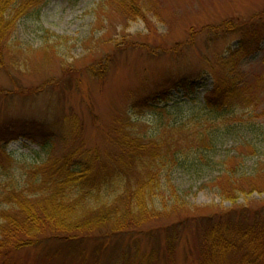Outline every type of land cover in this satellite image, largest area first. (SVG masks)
<instances>
[{
    "label": "rangeland",
    "instance_id": "1",
    "mask_svg": "<svg viewBox=\"0 0 264 264\" xmlns=\"http://www.w3.org/2000/svg\"><path fill=\"white\" fill-rule=\"evenodd\" d=\"M138 1L143 14L134 20L125 19L107 0H49L19 19L7 40L4 66H0V93L10 92L0 96V119L27 117L64 124L72 131L70 143H82L89 154H99L96 166L117 165L113 177L121 181L106 186L117 199L131 170L136 171L133 156L144 153L124 149L126 125L145 138L167 139L184 147L200 132L198 121H205L194 117L199 109L194 104L202 100L215 77L228 73L245 88L250 104L240 112L242 122L227 120L228 130L221 119L215 123L219 128L211 124L222 129L213 161L225 157L234 164L236 158L230 156L239 152L246 167L254 165L264 151V0ZM225 22L241 29L227 33L222 27ZM243 45L253 50L246 51ZM99 63L106 65L101 79L89 73ZM184 77L194 82L192 91L174 86ZM153 90L166 91L167 103L143 110L131 108V102ZM30 92L39 93L28 96ZM61 154L57 146L41 149L23 136L7 143L5 151H0V208L16 182L29 171L60 159ZM213 174V170L198 175L180 168L170 173L189 214L196 213L194 208L208 212L214 204L230 206L216 192ZM135 178L132 175L129 182ZM261 197L253 193L250 198L256 202ZM105 200L99 194L93 202ZM182 210L168 208L140 231L114 236L97 251L94 247L100 242L96 238L79 246L55 243L21 250L13 264H49L45 254L56 256L53 264H111L114 255L123 253L136 264L134 258L155 244L161 256L155 264H198L193 234L180 233L172 251L166 250L161 227L173 223ZM150 229L155 231L152 235Z\"/></svg>",
    "mask_w": 264,
    "mask_h": 264
},
{
    "label": "trees",
    "instance_id": "2",
    "mask_svg": "<svg viewBox=\"0 0 264 264\" xmlns=\"http://www.w3.org/2000/svg\"><path fill=\"white\" fill-rule=\"evenodd\" d=\"M48 1L0 0V66H4L7 40L18 20L38 11ZM107 1L112 6L114 4L125 19L134 20L143 14L138 0ZM222 27L227 33L241 29L229 22L222 24ZM243 48L246 51L252 49L244 45ZM96 66L89 68V73L101 79L106 65L99 63ZM174 86L192 91L194 82L184 77L175 81ZM4 92L0 96H9V90L5 89ZM30 93L28 96L39 92ZM165 95L164 90H153L130 105L134 110L154 108L161 102L167 103ZM249 101L245 88L233 74L215 77L212 87L193 106L199 108L195 109L198 113L194 117L204 118L205 121H198L200 132L184 147L180 144L176 146L167 139H146L133 133L131 125H126L124 149L144 150L146 156L144 153L133 156L136 171L131 170L125 188L117 199L107 188L121 181L113 177L117 165L109 162L96 166L99 154L94 151L89 154L82 143H70L68 136L72 131L65 129L64 124L51 125L27 117L8 116L0 119V151L4 152L7 143L20 136L29 138L41 149L57 146L62 151L60 159L29 171L20 183L16 182L6 192L0 208V264H13L14 255L21 250L55 243L79 246L89 238H96L100 242L94 247V251H97L114 236L140 231L145 223L158 219L162 211L171 207L184 211L173 223L161 227L169 252L181 234L190 233L194 235L197 245L198 264H264V151L254 165L247 167L239 152L230 156L236 158L234 164L230 165L229 158L225 157L213 161L222 129L216 130L211 124L217 126L215 123L221 119L226 122L224 128L228 130L230 121L242 122L240 112L248 107ZM175 168L198 175L213 170L211 180L216 192L222 201H229L230 206L214 204L209 206L208 212L199 213L198 208H194L196 213L189 214L187 202L179 198V191L170 181L169 175ZM132 175L136 178L131 183ZM253 193L262 197L252 202L250 197ZM99 194L106 197L105 203L93 202ZM150 230L152 235L155 231ZM133 246L136 251L139 250L137 242L134 241ZM153 247L142 257H135L136 264H155L161 256L158 255L157 245ZM43 257H47V263L53 264L56 256L45 254ZM111 264L135 263L130 262V257L123 253L121 256L114 255Z\"/></svg>",
    "mask_w": 264,
    "mask_h": 264
}]
</instances>
